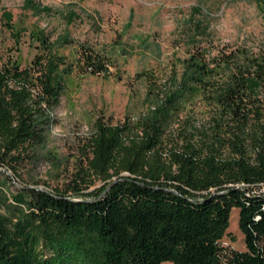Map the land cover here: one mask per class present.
Returning <instances> with one entry per match:
<instances>
[{
  "label": "trees",
  "instance_id": "1",
  "mask_svg": "<svg viewBox=\"0 0 264 264\" xmlns=\"http://www.w3.org/2000/svg\"><path fill=\"white\" fill-rule=\"evenodd\" d=\"M31 35L39 54L28 66L0 56V168L16 177L45 144L72 72L44 31ZM82 48L81 73H110L106 57ZM178 63L169 87L137 74L160 102L135 122L98 119L87 173L63 189L10 190L3 175L0 264H264V41L192 45ZM198 101L208 120L164 150L165 131ZM93 178L103 185L87 193ZM235 207L244 250L224 241Z\"/></svg>",
  "mask_w": 264,
  "mask_h": 264
},
{
  "label": "rangeland",
  "instance_id": "2",
  "mask_svg": "<svg viewBox=\"0 0 264 264\" xmlns=\"http://www.w3.org/2000/svg\"><path fill=\"white\" fill-rule=\"evenodd\" d=\"M73 17V20L71 18ZM14 26V34L7 23ZM44 31L72 66L60 105L51 114L45 144L25 153L18 167L0 168L7 188L23 186L61 188L80 173H87L90 138L98 119L119 124L137 121L157 105L161 97L148 95L146 79L139 72H153L162 87L179 79L192 45L226 44L257 48L264 41V0H0V56L28 66L39 54L32 33ZM16 33V34H15ZM20 34V35H17ZM70 37L64 44L61 40ZM82 46H90L107 58L110 73H81ZM189 109V108H188ZM189 118L171 123L162 140L166 146L180 139L191 122L209 118L201 102L189 109ZM183 118V119H182ZM103 183L92 179L85 192ZM230 238L237 249H246L239 228V209L231 212ZM170 264V263H164Z\"/></svg>",
  "mask_w": 264,
  "mask_h": 264
},
{
  "label": "water",
  "instance_id": "3",
  "mask_svg": "<svg viewBox=\"0 0 264 264\" xmlns=\"http://www.w3.org/2000/svg\"><path fill=\"white\" fill-rule=\"evenodd\" d=\"M41 189V188H40Z\"/></svg>",
  "mask_w": 264,
  "mask_h": 264
}]
</instances>
